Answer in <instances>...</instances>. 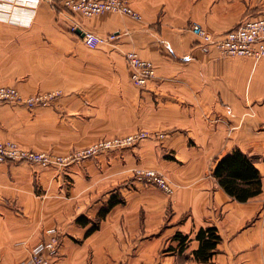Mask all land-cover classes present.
<instances>
[{
	"label": "crops",
	"instance_id": "obj_1",
	"mask_svg": "<svg viewBox=\"0 0 264 264\" xmlns=\"http://www.w3.org/2000/svg\"><path fill=\"white\" fill-rule=\"evenodd\" d=\"M129 2L141 19L121 12L82 16L47 2L6 4L11 16L0 18V85L26 96L61 94L34 108L0 104L1 139L66 153L141 129L165 137L63 171L0 162V264H23L56 229L53 264H264V187L241 202L213 175L219 158L240 149L264 176V56H223L192 30L199 23L222 35L263 12L264 0ZM73 26L116 38L91 47ZM129 51L155 63L145 87L130 77ZM140 168L163 174L174 193L137 179ZM115 194L124 202L87 236ZM206 226L218 227L222 241L212 260L198 262L196 235ZM179 232L189 236L183 252Z\"/></svg>",
	"mask_w": 264,
	"mask_h": 264
},
{
	"label": "built area",
	"instance_id": "obj_2",
	"mask_svg": "<svg viewBox=\"0 0 264 264\" xmlns=\"http://www.w3.org/2000/svg\"><path fill=\"white\" fill-rule=\"evenodd\" d=\"M32 5L41 1L49 2L72 13L82 16H95L104 12H121L141 19V14L130 4L129 0H23ZM0 18L9 19L6 13L8 5L0 4ZM77 26H73L75 31ZM192 30L199 41L206 45H213L223 56H246L260 58L264 56V11L258 15L245 17L236 27L222 35H215L199 23H194ZM116 38L115 34L102 36L94 31L85 30L83 41L91 47ZM127 66L132 81L140 87H145L156 75V66L152 60L145 59L136 51L126 53ZM61 92L50 91L23 96L14 86H0V102L20 101L28 106L47 103ZM162 137L164 133H151L148 130H138L125 136L99 140L87 147L72 151L65 155H58L47 151H38L26 148L18 142L0 140V162H23L42 166L55 165L58 168L69 166L72 162H80L107 150L128 147L151 136ZM137 177L145 184H155L166 194L171 196L174 188L171 183L156 170H139ZM60 248V233L58 229L52 230L50 236L37 243L28 253L23 264H53Z\"/></svg>",
	"mask_w": 264,
	"mask_h": 264
},
{
	"label": "trees",
	"instance_id": "obj_3",
	"mask_svg": "<svg viewBox=\"0 0 264 264\" xmlns=\"http://www.w3.org/2000/svg\"><path fill=\"white\" fill-rule=\"evenodd\" d=\"M213 175L230 196L241 202L248 201L263 191L264 176L257 167L255 158L240 149L219 158L213 168ZM123 202L124 199L119 194L113 195L100 209L97 218L93 221V226L86 235L89 236L96 231L110 210L118 203ZM83 219V216L79 217L78 222L86 225L88 220L84 222ZM176 238L180 240L178 250L183 252L188 245L189 236L179 232L176 234ZM196 239L199 241V246L193 250L195 260L198 262L212 260L222 241L218 227H202L198 231ZM170 250H176V248H170Z\"/></svg>",
	"mask_w": 264,
	"mask_h": 264
},
{
	"label": "rangeland",
	"instance_id": "obj_4",
	"mask_svg": "<svg viewBox=\"0 0 264 264\" xmlns=\"http://www.w3.org/2000/svg\"><path fill=\"white\" fill-rule=\"evenodd\" d=\"M2 2H4L5 4H8V5H12L13 3H14V6H11V9H18V8H21L22 6H21V4H28L29 6H31V7H33V6H36V5H39V4H41L42 2H45V1H41V2H39L38 4H35V5H32V4H30V3H26L25 1H23V0H0V4L2 3ZM47 3H49V2H47ZM50 4V3H49ZM53 8H56V9H59V10H65V9H63V8H60V7H58V6H54V5H52V4H50ZM0 8H1V6H0ZM67 11V10H66ZM237 26V25H236ZM235 26V27H236ZM3 85H9V84H3ZM0 86H2V85H0ZM9 86H14V85H9ZM14 87H16V86H14ZM17 88V87H16ZM18 89V88H17ZM19 90V89H18ZM19 92L21 93V91L19 90ZM39 93H46V92H38V93H34V94H39ZM22 94V93H21ZM34 94H30V95H24V94H22L23 96H25V97H28V96H31V95H34ZM61 94V93H60ZM60 94L58 95V96H60ZM58 96H56V97H54L53 99H51L49 102H47V103H39V104H37V105H35V106H28L27 104H24L23 102H20V101H9V102H0V104H2V103H16V104H22V105H25V106H27L28 108H34V107H37V106H44V105H48V104H51ZM141 130H145V129H141ZM136 131H138V130H136ZM136 131H134V132H136ZM149 131V130H148ZM151 132V131H150ZM131 133H133V132H131ZM151 133H153V132H151ZM155 133H160V132H155ZM162 133V132H161ZM128 134H130V133H128ZM125 135H127V134H124V135H112V136H104V137H102V138H99V139H97V140H95L94 142H92L91 144H93V143H95V142H97V141H99V140H102V139H106V138H114V137H120V136H125ZM151 137H156V138H164L165 136H162V137H158V136H151ZM150 138V137H149ZM0 140H3V141H8V140H11V139H7V140H5V139H1L0 138ZM12 141H15V140H12ZM142 141V140H141ZM141 141H139L138 143H140ZM15 142H18V141H15ZM19 144H21L20 142H18ZM138 143L137 144H135V145H132V146H128V147H123V148H117V149H111V150H107V151H104V152H109V151H114V150H121V149H124V148H129V147H134V146H136V145H138ZM91 144H89V145H91ZM22 145V144H21ZM89 145H87V146H89ZM23 146V145H22ZM87 146H84V147H87ZM25 147V146H24ZM84 147H80V148H76V149H73V150H71L70 152H72V151H75V150H78V149H81V148H84ZM27 148V147H26ZM30 149V148H29ZM47 152H51V153H54V154H58V155H65V154H68V153H70V152H66V153H56V152H53V151H47ZM103 153V152H102ZM99 154H101V153H99ZM99 154H97V155H95V156H98ZM95 156H92V157H89V158H93V157H95ZM168 157H174V156H171V155H169L168 154ZM89 158H86V159H89ZM86 159H84V160H82V161H80V162H72L69 166H66V167H61V168H58L57 166H55V165H50V166H54V167H56V168H58L59 170H66V169H68L72 164H81V163H83ZM17 163H23V162H17ZM31 164H33V163H31ZM39 165V164H38ZM42 166V165H41ZM139 170H147V169H143V168H140V169H136V171H135V177L138 179V177H137V174H138V171ZM153 170H155V169H153ZM158 172V171H157ZM160 173V172H159ZM161 174V173H160ZM163 175V174H162ZM166 178V177H165ZM167 179V178H166ZM141 181V180H140ZM144 183V182H143ZM145 184V183H144ZM148 185H155V184H148ZM155 186H157V185H155ZM158 187V186H157ZM160 188V187H159ZM161 189V188H160ZM142 262H140V264H141Z\"/></svg>",
	"mask_w": 264,
	"mask_h": 264
},
{
	"label": "water",
	"instance_id": "obj_5",
	"mask_svg": "<svg viewBox=\"0 0 264 264\" xmlns=\"http://www.w3.org/2000/svg\"><path fill=\"white\" fill-rule=\"evenodd\" d=\"M76 32L82 36L84 35V32L81 29L76 30Z\"/></svg>",
	"mask_w": 264,
	"mask_h": 264
},
{
	"label": "bare ground",
	"instance_id": "obj_6",
	"mask_svg": "<svg viewBox=\"0 0 264 264\" xmlns=\"http://www.w3.org/2000/svg\"><path fill=\"white\" fill-rule=\"evenodd\" d=\"M262 168V165H259Z\"/></svg>",
	"mask_w": 264,
	"mask_h": 264
}]
</instances>
